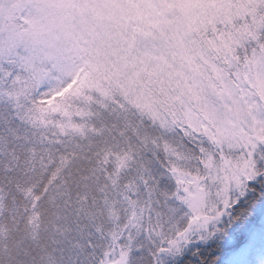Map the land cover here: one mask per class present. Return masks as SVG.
Listing matches in <instances>:
<instances>
[{
	"label": "snow or ice",
	"instance_id": "6c2138e0",
	"mask_svg": "<svg viewBox=\"0 0 264 264\" xmlns=\"http://www.w3.org/2000/svg\"><path fill=\"white\" fill-rule=\"evenodd\" d=\"M264 225V0H0V264H220Z\"/></svg>",
	"mask_w": 264,
	"mask_h": 264
},
{
	"label": "trees",
	"instance_id": "16d2710c",
	"mask_svg": "<svg viewBox=\"0 0 264 264\" xmlns=\"http://www.w3.org/2000/svg\"><path fill=\"white\" fill-rule=\"evenodd\" d=\"M237 244L238 247L235 250L214 249L220 264H260L258 263L257 259H254L250 256H243V254L242 257H238L236 260L230 261L229 259L232 253L241 251V248L248 247L249 250L252 248H258L264 252V225L257 223L254 226L252 233L248 235L246 239L243 236H238Z\"/></svg>",
	"mask_w": 264,
	"mask_h": 264
},
{
	"label": "rangeland",
	"instance_id": "374dc122",
	"mask_svg": "<svg viewBox=\"0 0 264 264\" xmlns=\"http://www.w3.org/2000/svg\"><path fill=\"white\" fill-rule=\"evenodd\" d=\"M242 254H243V256H246V257L250 256L254 259H257L258 263L264 264V252L258 248H252L251 250H249L248 247L247 248H241V251L232 253L230 255L229 260L230 261L236 260V259H238V257H242Z\"/></svg>",
	"mask_w": 264,
	"mask_h": 264
}]
</instances>
